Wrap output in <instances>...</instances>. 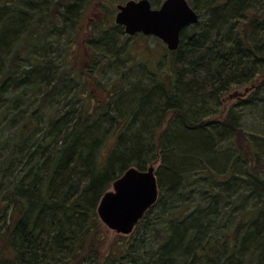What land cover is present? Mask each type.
Here are the masks:
<instances>
[{"label": "trees", "instance_id": "trees-1", "mask_svg": "<svg viewBox=\"0 0 264 264\" xmlns=\"http://www.w3.org/2000/svg\"><path fill=\"white\" fill-rule=\"evenodd\" d=\"M150 1L158 7L163 0ZM190 2L201 12L199 21L181 31L178 49L168 52L167 72L147 67L151 75L137 72L135 79L146 78L148 85L128 90L120 74L118 86L100 85L105 96L86 100L75 95L67 100L62 85L71 82L85 93L88 78L103 79L109 52L125 59L126 52L123 57L117 52L123 28L95 21L103 39L85 45L102 53L93 61L95 76L73 62L70 67L66 60L73 47H61L58 28L73 26L67 40L80 46L74 25L82 11L95 3L107 8L116 0L0 3V123L15 122V147L26 145L18 161L22 166L1 192L0 264H264V172L258 178L253 172L259 170L251 173L246 162L251 157L264 164L258 144L242 133V113L209 121L222 95L246 87L255 92L242 106L264 123V0ZM47 36L61 61L37 51ZM52 66L63 69L59 77ZM36 94L43 95L40 103ZM25 95L27 109L38 107L18 122ZM36 116L44 125L28 146ZM235 137L244 147L235 146ZM156 158V204L130 235L119 238L123 242L102 250L100 198L128 168L143 171ZM245 168L249 174L238 171ZM231 212L235 217L228 221Z\"/></svg>", "mask_w": 264, "mask_h": 264}, {"label": "rangeland", "instance_id": "rangeland-1", "mask_svg": "<svg viewBox=\"0 0 264 264\" xmlns=\"http://www.w3.org/2000/svg\"><path fill=\"white\" fill-rule=\"evenodd\" d=\"M8 1H11V0H0V3H4V2H8ZM126 1L127 0H116V3H114V4H105V5H107L106 6L107 8H101L98 6H97V8L94 7V6L98 5L97 3L93 4L92 6L90 5L87 8H85L82 11V14H81L80 18L78 19L77 23L74 25V27H77V41L79 43H81L80 46H78L76 43L70 44L68 41L70 38L67 40V38L69 37V35H67V34L73 28V26H67L65 24L60 25L59 28L57 26H55V29L58 28V30H61L63 33V37L61 40L62 41L61 47H64V46L65 47L68 46L70 48L73 47L74 53L72 55H70L66 60V61L70 62V67H71V63L73 62L76 67H81L82 70L86 69V74L88 72L91 73V74H87L88 76H95V70L92 67L96 63H93V61L95 60V62H98L99 58H97V57L100 56L102 53L100 52L101 50L99 52L98 51L94 52L91 49H88L87 47H85V45L90 46L91 45L90 40L92 42L96 43V45H97V41H99L98 38H101L100 39V41H101L103 39L102 36H104V34L98 35L99 33L94 30V23L97 20H110V23L113 24L114 23L113 17L115 15L114 10H115L116 5L123 3V2H126ZM188 1H189L190 5L193 7L190 0H188ZM154 7H156V6H154ZM196 12L199 15L201 14V12L198 10H196ZM200 20H202V19L200 18ZM100 26H101V24H100ZM107 27L108 26L106 25V28ZM109 32H110V34H113L112 30ZM52 39H53L52 36H47L45 38V40L40 41L39 45L36 46L37 51L39 53L40 52L41 53L47 52L46 54H49V55L53 54V57L55 58V60L61 61V58H60L61 53L58 54L55 52L56 44H53L51 42ZM117 39L119 41V45L121 42V47L117 52H120V55L122 57H123L124 52H126L127 57L125 56V59L121 57L122 58V60H121L117 56L113 57L114 56L113 52L112 53L109 52L107 54V58H108L109 62L107 61V64L103 68V71H104L103 79L96 80L94 77L88 78L90 80V83H89V88L86 89L85 93L83 92L82 87H80V86H74L73 87L72 86L73 84L71 82H67V83L65 82L62 85V88H64L66 90V93L68 94L66 96L67 100H70L71 97L74 95L76 97H78L79 99H85V100L89 99L90 96H93V97L95 96L94 97L95 99L96 98L99 99V98L105 96V93H103L102 87L100 85L102 83H104V85H105V83H109V84H114V86H116V85L118 86L119 83L116 81V78L120 74H124V77H125L124 90H128L130 88V86L135 85V84L148 85L149 80L147 79L148 80L147 82L144 80L146 78L138 77L135 79V76L138 75L139 73H142V72L143 73L145 72L148 76H150L151 73L148 71V68L152 69L154 67V69H152V70L154 72H156L157 74L168 71L167 66L169 64H167V61L169 58V54H168V51H167L165 45L161 41H159L153 37H147V38L133 37V38H130L127 35H120V37H117ZM100 41H99V43H100ZM36 48L35 49L31 48L28 53H31L34 56V54H36L35 53ZM24 65H27V64L23 63V65L21 67H23ZM55 65L56 64H54V66ZM54 66L51 67L50 71L56 72V75H58V77H59V75L63 69H58ZM70 69L71 68H69L67 71H69ZM137 72H139V73L137 74ZM53 74H55V73H53ZM84 74H85V72H84ZM69 75L71 76V73H69ZM152 79H154V80L157 79L156 75H153ZM98 81H100V82H98ZM260 81L261 80H259L257 82V84H259ZM50 88H51V86L48 87L49 90H50ZM245 88L246 87L239 88V89H232V90L228 91L227 93H225L224 95H222L218 105H216L217 108L215 109V111L212 110V112H215V113L211 114V117H209V121L214 122V123H221L222 119H224L226 117L225 115L230 111L232 113L238 112L237 114L242 113L243 116L239 115L240 116L239 122L242 125V128L244 129V131L242 130L243 131L242 133L248 135L251 140H254L257 142L258 152H256V153H258L260 159L264 162V140L262 141L261 139H254L255 135H257L259 138L264 139V123H259L255 120H253V118H251V115H253L256 112L252 113L251 111H249L250 109H244L243 108L242 105L245 103H248V101H250L248 99L255 92V90L253 91V89H252V90H248V92L245 93ZM45 89H47V88H45ZM57 91H58V89H55V91L51 92V93L56 94ZM40 93H41V91H40ZM46 93L47 92H45V94ZM234 93H239L242 95L231 98V95H233ZM27 94H28V92H27ZM55 94L53 96L50 94L47 97L48 103L52 104L51 105L52 108L55 107V106L53 107V105L57 104L56 102H54V99H52L55 97ZM41 96H43V95H41ZM41 96L36 94L35 97H36V101H38L37 103L41 102V101H39V99H41ZM25 100H26V95L22 97L23 104L21 106L23 109L22 113H25V114L23 116L20 115V117H18L16 119V120H18V122L22 121L23 117H27L32 111H34L35 108L38 107V105L35 104L34 107L31 106V107H29V109H27L28 103H24ZM19 101H20L19 103L21 104L22 101L21 100H19ZM258 101L259 100H257V102ZM250 107H252V105ZM134 119H135V116L132 114L130 124H132ZM14 123L15 122H11L8 119L6 121H4L3 123H0V200H1V197L3 195V193H1L2 189L8 188V186L10 184V180H12V178L16 175V171H18V169L23 164L22 162L19 163L18 161L20 160L22 153H23L22 152L23 148H25L26 145H24V142H23V144H21L22 148L18 149L15 147L16 144L19 143V140L14 141V139L11 138V136L14 132L13 129H11V128L13 127ZM32 125L30 126V129L33 128L34 132L31 134L29 142L32 141L31 139H34L40 135L39 129L43 128L44 118H40V117L36 116L35 118L32 119ZM154 126H157V123H155ZM253 127H255V128H253ZM233 139H234V144L236 147H239V146L244 147V145L239 141V138L235 137ZM29 144H31V142L27 143L28 146H29ZM16 149H17V151H16ZM228 150L231 151L230 155L235 154L233 150H231V149H228ZM246 158H247L246 162L250 163L249 164L250 170L248 168H245V169H239L238 171H243L242 173L244 174V173H248V170L251 173L253 172V169H254V171L259 170V172H257V173L253 172V174H259L258 178H260L261 173L264 172V168L263 169L261 168L262 166H264V164L259 163L257 165V164L253 163V159L251 157H246ZM239 161L244 163V158H240ZM228 162H229V160H228ZM151 164H154L155 170L157 171V169L160 165V159L156 158V161L155 160L152 161L151 163L147 164L146 167H148ZM253 166L256 168H254ZM257 166H258V168H257ZM246 176H247V174H246ZM217 186L219 187L220 184H217ZM111 189H112V187L110 185L109 190H111ZM210 193H212V192H210ZM251 207H252V204H250V206L247 207V210L251 209ZM233 217H235V213L231 212V213H229L228 216H226V219L228 221H231V219ZM100 225H101V230H99V231L102 232V234H101L102 238L105 239L104 240L105 242L102 246V250L109 251L110 249H109L108 245H111L112 242H118V241L123 242L119 238L121 236H128V235L116 234L115 232L109 230L101 221H100ZM161 237H164V235L162 234ZM124 243H125V241H124Z\"/></svg>", "mask_w": 264, "mask_h": 264}, {"label": "water", "instance_id": "water-1", "mask_svg": "<svg viewBox=\"0 0 264 264\" xmlns=\"http://www.w3.org/2000/svg\"><path fill=\"white\" fill-rule=\"evenodd\" d=\"M198 21L199 15L187 0H164L156 9L149 0H128L116 6L114 15L115 25L122 27L125 35L155 37L169 52L178 49L181 31ZM241 95L234 93L231 98ZM111 187L100 198L96 214L109 230L129 235L157 202L159 188L154 164L143 171L128 168Z\"/></svg>", "mask_w": 264, "mask_h": 264}, {"label": "bare ground", "instance_id": "bare-ground-1", "mask_svg": "<svg viewBox=\"0 0 264 264\" xmlns=\"http://www.w3.org/2000/svg\"><path fill=\"white\" fill-rule=\"evenodd\" d=\"M163 1H164V0H163ZM163 1H162V2H163Z\"/></svg>", "mask_w": 264, "mask_h": 264}]
</instances>
